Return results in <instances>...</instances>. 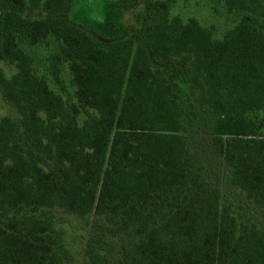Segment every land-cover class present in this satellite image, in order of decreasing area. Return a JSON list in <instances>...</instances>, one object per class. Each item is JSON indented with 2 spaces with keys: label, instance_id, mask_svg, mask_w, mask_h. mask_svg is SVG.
Instances as JSON below:
<instances>
[{
  "label": "trees",
  "instance_id": "1",
  "mask_svg": "<svg viewBox=\"0 0 264 264\" xmlns=\"http://www.w3.org/2000/svg\"><path fill=\"white\" fill-rule=\"evenodd\" d=\"M220 1L239 17L221 38L154 0L136 40L125 0H0L14 67L0 92L18 115L0 117V264H75L64 217L89 226L81 264H264V0ZM48 43L67 97L34 69L29 50ZM173 64L205 90L206 157Z\"/></svg>",
  "mask_w": 264,
  "mask_h": 264
},
{
  "label": "rangeland",
  "instance_id": "2",
  "mask_svg": "<svg viewBox=\"0 0 264 264\" xmlns=\"http://www.w3.org/2000/svg\"><path fill=\"white\" fill-rule=\"evenodd\" d=\"M72 6L75 0H69ZM126 10L121 11L120 24L128 28V34L136 38L140 37V30L148 27L151 18L156 16L157 11L153 10L150 14L145 12V8L150 1L154 0H125ZM167 1L170 4V15L179 17L183 21L189 19L196 20L201 26L212 30L215 38H221L223 34L232 28L239 17L235 14H229L220 0H160ZM32 18H42L44 15L40 11L27 13ZM69 18L72 17L69 15ZM76 19V18H74ZM53 45L51 43L42 44L29 50L34 61V69L38 75L44 77L48 85L55 92L63 97L71 95L73 89L69 83V72L66 65H61V76L65 84V92L61 93L54 86V83L48 73V57L52 53ZM0 67L7 76L14 72V67L2 63ZM165 76L170 82L176 85V92L182 97L186 111V123L188 136L194 147L200 151L203 157L208 155L210 149V125L211 113L205 106V90L200 85L192 86L190 81L182 72L183 68L179 64H173L169 68L161 67ZM262 115V114H261ZM8 116L13 120H18L15 110L4 100L0 92V117ZM264 133V128L262 130ZM216 171L223 170V163L219 162ZM64 228L67 231L69 245L73 246L78 257L75 264H81L84 252L85 241L89 232V226L85 223L75 220L72 217H64Z\"/></svg>",
  "mask_w": 264,
  "mask_h": 264
}]
</instances>
